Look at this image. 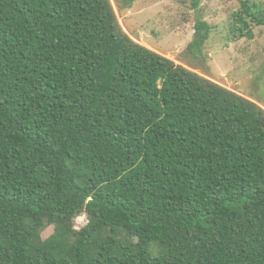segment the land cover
<instances>
[{"label":"trees","instance_id":"16d2710c","mask_svg":"<svg viewBox=\"0 0 264 264\" xmlns=\"http://www.w3.org/2000/svg\"><path fill=\"white\" fill-rule=\"evenodd\" d=\"M232 20L251 37L264 10ZM0 264H264V110L134 42L111 0H0Z\"/></svg>","mask_w":264,"mask_h":264},{"label":"rangeland","instance_id":"374dc122","mask_svg":"<svg viewBox=\"0 0 264 264\" xmlns=\"http://www.w3.org/2000/svg\"><path fill=\"white\" fill-rule=\"evenodd\" d=\"M248 1L264 10V0H202L198 9L192 8L189 0H139L124 10H119L117 0H111L122 30L134 42L264 110V26L251 23V37L232 31V15ZM198 21L207 22L213 31L204 57L185 62L181 55L194 39ZM85 223V218L79 217L75 228ZM51 232L48 228L42 238Z\"/></svg>","mask_w":264,"mask_h":264}]
</instances>
